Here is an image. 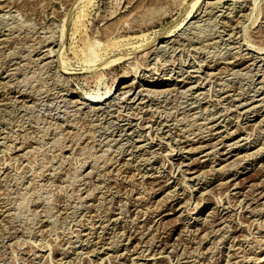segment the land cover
I'll return each instance as SVG.
<instances>
[{
	"label": "rangeland",
	"instance_id": "rangeland-1",
	"mask_svg": "<svg viewBox=\"0 0 264 264\" xmlns=\"http://www.w3.org/2000/svg\"><path fill=\"white\" fill-rule=\"evenodd\" d=\"M195 1L0 2V264H264V0Z\"/></svg>",
	"mask_w": 264,
	"mask_h": 264
},
{
	"label": "bare ground",
	"instance_id": "bare-ground-1",
	"mask_svg": "<svg viewBox=\"0 0 264 264\" xmlns=\"http://www.w3.org/2000/svg\"><path fill=\"white\" fill-rule=\"evenodd\" d=\"M4 1L5 0H0V2H3L4 3ZM85 1V4L87 3H89L91 0H84ZM197 1V0H196ZM196 1L194 2V3H192V5H191V7L189 8V11H188V13L187 14H189V12L191 11V9L193 8V6L196 4ZM220 1V0H219ZM219 1H213L214 3H216V2H218V5H219ZM235 1V0H234ZM237 1V0H236ZM73 2H74V0H73ZM238 2V1H237ZM243 2V1H242ZM84 3V2H83ZM214 3H212V4H214ZM253 3H254V0H253ZM6 4V3H5ZM209 4V3H208ZM211 4V5H212ZM244 4V3H243ZM252 4V3H251ZM207 5V4H206ZM210 5V4H209ZM3 6V5H2ZM83 6V5H82ZM213 6V5H212ZM215 6V5H214ZM217 6V5H216ZM221 6H223V5H221ZM225 6V5H224ZM232 10V9H231ZM130 11V10H129ZM235 16V15H234ZM233 17V16H232ZM231 17V18H232ZM215 18V17H214ZM229 19V18H228ZM238 19V18H237ZM233 21H234V23L236 22L234 19H232ZM238 21V20H237ZM224 23H228V22H224ZM264 23V22H263ZM229 24V23H228ZM232 25H233V22L231 23ZM236 25L238 24V22H236L235 23ZM240 24V23H239ZM189 25V24H188ZM225 25V24H224ZM227 25V24H226ZM232 25L230 26V27H232ZM223 26V25H222ZM228 26V25H227ZM261 27H263L262 25H261ZM224 29H225V27H223ZM227 28H229V27H227ZM230 29V28H229ZM118 30V29H117ZM232 30V29H231ZM230 31V30H229ZM254 31V30H253ZM114 32V30L112 31V33ZM227 33H229V32H227ZM230 33H231V31H230ZM233 33V32H232ZM259 33V32H258ZM171 32H168L165 36H164V38H168V37H171ZM256 34V33H255ZM260 35V34H259ZM115 36V35H114ZM228 36V35H227ZM254 38H255V42L257 43V44H260L261 42H260V37L258 38V36L256 35V36H253ZM186 39V38H185ZM247 39V38H246ZM9 40V39H8ZM169 40V39H168ZM262 41V40H261ZM260 42V43H259ZM247 43H249L248 42V40H247ZM246 43V44H247ZM251 45H252V42L250 43ZM255 44V43H254ZM263 44V43H262ZM250 45V46H251ZM256 45V44H255ZM254 45V46H255ZM261 45V44H260ZM259 45V46H260ZM249 46V45H248ZM253 46V47H254ZM259 46H256V47H258L259 48ZM262 46V45H261ZM239 47V46H238ZM237 47V48H238ZM241 48V47H240ZM239 48V49H240ZM248 48V47H247ZM261 48V47H260ZM239 49H237L238 51H239ZM256 49V48H255ZM262 49H263V46H262ZM262 49H259L260 51H262ZM259 50H257L256 49V51L255 50H253V51H255L256 53H257V51H258V53L260 52ZM264 50V49H263ZM243 51V50H242ZM244 51H245V49H244ZM243 51V52H244ZM54 52V51H53ZM95 52V51H94ZM92 53V54H90V55H87V58H86V60H87V63H89V64H91V65H96L97 64V62H98V59H97V52H95V53ZM237 52V51H236ZM146 53V52H145ZM246 53V52H245ZM245 53H243V54H245ZM261 53V52H260ZM259 53V54H260ZM42 54V53H41ZM43 54H44V52H43ZM240 54V53H239ZM243 54H242V56H243ZM48 55V54H47ZM263 55H264V53H263ZM44 56H46V55H44ZM50 56H51V54H50ZM245 56H247V55H245ZM244 56V57H245ZM253 55H248L247 56V59H249L250 57H252ZM257 56H259V55H257ZM239 57V56H238ZM262 56H260V58H261ZM60 58V57H59ZM243 58V57H242ZM246 58V57H245ZM255 59H256V57H254ZM53 59V58H52ZM110 59V58H109ZM240 59V58H239ZM253 59V58H252ZM59 60V59H58ZM254 60V59H253ZM60 62V64L62 65V64H64V60H63V57H61L60 58V60H59ZM112 61H114V60H111V61H109L108 60V62H104V63H101V65L103 64V65H105V64H107V63H110V62H112ZM250 61V60H249ZM260 61V60H259ZM46 62V61H45ZM234 62H236V61H234ZM242 62V61H241ZM252 62H254V61H252ZM227 63V62H226ZM244 63V62H243ZM247 63V62H246ZM250 63H251V61H250ZM259 63V62H258ZM43 64H44V62H43ZM46 64V63H45ZM229 64V63H228ZM238 64V63H237ZM252 65V64H251ZM250 65V66H251ZM248 67V66H247ZM264 67V66H263ZM190 75V74H189ZM263 79V78H262ZM186 80V79H185ZM192 80V79H191ZM95 81L98 83L99 81H100V75H96V77H95ZM187 81V80H186ZM127 85V84H126ZM130 86V85H129ZM190 86V85H189ZM189 86H188V88H189ZM127 87V86H126ZM111 90H110V87L104 92V94L102 95V96H100L99 98H98V100H101V99H106V97L108 96V94H109V92H110ZM121 91V90H120ZM129 91V90H128ZM127 91V92H128ZM130 91H131V89H130ZM264 91V90H263ZM203 92V91H202ZM135 93V92H134ZM139 93V92H138ZM88 96H84V95H82V97L80 96V98L83 100V102H86V101H89V99L91 98V97H89V94H87ZM110 95V94H109ZM113 95V94H112ZM91 96V95H90ZM96 97V96H95ZM93 98V97H92ZM92 98L90 99V100H92ZM96 98V99H97ZM108 98V97H107ZM131 98V97H130ZM134 98V97H133ZM93 99H95V98H93ZM122 99V98H121ZM220 99V98H219ZM222 99V98H221ZM98 100H96V101H98ZM107 100V99H106ZM109 100V99H108ZM112 100V99H111ZM93 101V100H92ZM141 102V101H140ZM143 102V101H142ZM1 103V102H0ZM92 103V102H91ZM97 105V104H96ZM98 105H100L99 103H98ZM91 106V105H90ZM142 107V106H141ZM140 107V108H141ZM99 108V107H98ZM98 115V114H97ZM193 115V114H192ZM129 116V115H128ZM139 119V118H138ZM211 120V119H210ZM195 121V120H194ZM90 122V121H89ZM74 123V122H73ZM149 124V123H148ZM216 124V123H215ZM142 126V125H141ZM193 126V125H192ZM205 126V125H204ZM207 126V125H206ZM209 126V125H208ZM143 127V126H142ZM161 127V126H160ZM191 127V126H190ZM212 127V126H211ZM227 127V126H226ZM78 128V127H77ZM197 128V127H196ZM80 129V128H79ZM209 129V128H208ZM191 130V129H190ZM205 130V129H204ZM210 130V129H209ZM207 131V130H206ZM215 131H217V130H215ZM199 133V132H198ZM210 133V132H209ZM192 134H194V133H192ZM200 134V133H199ZM201 134H204V133H201ZM222 134V133H221ZM200 136V135H199ZM223 136V135H222ZM189 137V136H188ZM188 137H186V138H188ZM203 138V137H202ZM202 140V139H201ZM159 141V140H158ZM212 143V142H211ZM215 144V143H214ZM190 146V145H189ZM201 147H203V145H200L199 144V146L197 145H195V147H193L192 148V150H195L196 151V149L197 148H201ZM204 147H205V145H204ZM216 147V146H215ZM190 148V147H189ZM187 150V149H186ZM228 150V149H227ZM181 152V151H180ZM210 152V151H209ZM129 154V153H128ZM210 154V153H209ZM206 155V154H205ZM249 156V155H248ZM218 158V157H217ZM226 160V159H225ZM129 165V164H128ZM103 166V165H102ZM101 169V168H100ZM117 169V168H116ZM215 169V168H214ZM222 169V168H221ZM213 170V169H212ZM218 170V169H217ZM220 171V170H219ZM223 171V170H222ZM138 175V174H137ZM183 181V180H182ZM227 181V180H226ZM222 184H224V183H222ZM232 186H233V184H232ZM169 192V191H168ZM245 198V197H244ZM135 199V198H134ZM138 199H140V198H138ZM220 220V219H219ZM136 232V231H135ZM246 241V240H245ZM249 242V241H248ZM252 244V243H251ZM256 248V247H255ZM238 249V248H237ZM147 251V250H146ZM159 253V252H158ZM145 254V253H144ZM155 255V254H154ZM146 255H143V254H141L140 256H139V258L138 259H142V260H145V258H148V257H145ZM152 256V255H151ZM241 256V255H240ZM151 258V257H150ZM152 259H153V257H152ZM151 260V259H150ZM131 261V260H130ZM246 262V261H245ZM154 263V262H153ZM144 264H152L149 260H146V262H144Z\"/></svg>",
	"mask_w": 264,
	"mask_h": 264
}]
</instances>
